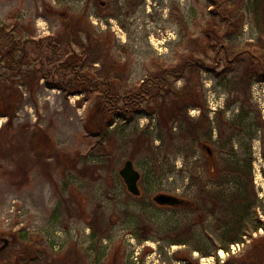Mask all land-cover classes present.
I'll return each instance as SVG.
<instances>
[{
    "label": "rangeland",
    "instance_id": "obj_1",
    "mask_svg": "<svg viewBox=\"0 0 264 264\" xmlns=\"http://www.w3.org/2000/svg\"><path fill=\"white\" fill-rule=\"evenodd\" d=\"M230 1L243 28L226 44L240 46L258 29L249 0ZM209 2L0 0V25L30 40L24 70L34 71L28 84L0 62V234L14 242L12 258L25 251L28 261L35 257L27 264H227L256 245L264 251V81L234 83L230 93L232 82L223 84L216 74L222 66L187 69L171 80L189 116L204 117L213 128L204 138L210 155L197 144L189 153L173 151L168 141L162 146L161 136L179 133L175 100L144 104L130 123L108 118L98 112L100 92L72 82L75 73L63 66L74 61L83 75L110 79L123 94L188 59L211 61L209 46L223 32L214 26ZM74 52L78 58L69 59ZM234 67L229 79L245 71ZM237 95L252 117L240 120L241 102L228 107ZM128 158L142 173L139 198L118 172ZM228 167H235L233 175ZM199 180L207 195L224 193L228 205L218 197L219 207L201 217L154 203L159 193L198 202ZM235 197L253 202L252 216L243 240L223 247L220 220L231 215ZM21 233L32 240L22 241Z\"/></svg>",
    "mask_w": 264,
    "mask_h": 264
},
{
    "label": "trees",
    "instance_id": "obj_2",
    "mask_svg": "<svg viewBox=\"0 0 264 264\" xmlns=\"http://www.w3.org/2000/svg\"><path fill=\"white\" fill-rule=\"evenodd\" d=\"M230 4V0H210L209 2L210 7H212L210 15L215 21L214 26L218 27V29L223 32L219 37L217 36L218 43L216 42L209 46L208 52L212 55L211 61L203 57L188 59L178 68L168 67L161 70L157 75H148L143 79L136 90H130L120 94L112 80L101 78L95 81L83 75L74 64V61L68 60L63 66L72 69L75 73V78L72 82L77 85L83 84L87 89L98 90L100 92L97 104L98 112L108 118H116L125 123H130L136 119L144 104L158 100L160 97H163L165 101H168V99L175 100L172 121L173 123L177 122L179 133L175 134V132H170L166 140L164 135L161 136L162 146L168 141L169 145L171 144L173 148L176 149H173V151L181 150L189 153V150L192 149L195 144L201 146L206 143L204 140L207 137L211 138L213 128L209 125V121L206 120V118L199 117L195 119L189 116L188 107L176 101L175 96L177 94L174 93L171 80L185 77L187 69H204L209 72H216V68L222 66L221 71L216 72V74L221 77L223 84L226 83L227 85V82H232L228 85L230 86V93H232V86H234V83H236V86L245 85L246 80L248 81L249 78L250 83L254 79L264 81V0H249L252 22L258 29V35L255 39L246 41L240 46L234 43L226 44L227 41H231L234 36L239 34L243 28V19L241 15L233 11L231 12L229 9ZM29 41V39L19 38L14 28H10L7 25H0V62L3 67H6V71L11 70L15 73L21 72L24 82L28 84L34 79L31 73H34V71L29 72L24 70V67L27 66L30 61V59H28L29 55L26 47ZM49 46L53 48L54 51H57V45H52L50 43ZM78 56L79 54L74 52L69 59H76ZM236 65L245 68V71L243 75L240 76L239 73H237L232 76V79H229V74L237 71L236 67L233 68V66ZM1 75H4V72L1 73ZM69 88L73 87L69 86ZM241 98L240 95L233 96L232 99L229 98L228 107L232 106L235 102H241L240 120H246L249 115L251 116L252 110L246 109L244 106L245 100ZM247 124L248 126L251 124L256 126L257 131L260 130L258 124H253L250 121ZM230 137H232V133ZM190 154L193 155L194 152L191 151ZM232 169L234 170L235 167ZM232 169L228 167L229 174L231 173L233 175ZM199 181L198 184L202 185L201 189H204L206 183H203L204 181L201 182V180ZM218 197L221 199L224 198V200L222 199L220 201L228 205V200H226L224 193L221 194V192H217L214 194L210 192L201 200V202H203L202 209L206 211L205 215L213 213L216 205L219 207L217 204ZM235 200L236 202L232 204L231 215L220 220L221 224L219 229L222 233V240L224 241L223 247H228L232 243L243 240L246 230L245 222L252 216L250 210L254 204L250 199L235 197ZM262 223L263 222L258 221L255 224V229H258ZM93 228L94 234L99 235L95 225ZM20 238L22 241L26 242L32 240V237L25 233H21ZM262 248L261 245H256V247L251 249L244 257L238 258L237 260L231 258L227 261V264H264V251ZM27 254L30 255V253ZM34 259L35 257H30L31 262ZM80 260V258L76 259V261ZM74 264H79V262Z\"/></svg>",
    "mask_w": 264,
    "mask_h": 264
},
{
    "label": "flooded vegetation",
    "instance_id": "obj_3",
    "mask_svg": "<svg viewBox=\"0 0 264 264\" xmlns=\"http://www.w3.org/2000/svg\"><path fill=\"white\" fill-rule=\"evenodd\" d=\"M202 148L206 149L208 154L212 155L213 152H212L211 149L209 150V146L207 145V143L202 144ZM141 179H142V176H141ZM141 179H140V181H141ZM139 186H140V182H139ZM125 187H126V185H125ZM126 190H127V187H126ZM127 192L134 198H139L142 195V190H141V194L139 196L132 195L128 190H127ZM206 195H207V193H205L203 191V189H199V193L197 195L198 196L197 197L198 202L188 200L185 197H182V196L178 195V197L183 200L182 204L161 205V204H158L155 201H154V203L158 207H162V208H172V209L190 208L191 210L196 211L202 217V216H205L206 211L204 209H202L203 207H201V204H202L201 200H203V198L206 197ZM141 236L144 239L146 235L144 234V235H141ZM13 244H14V242L11 239L6 237L5 235L0 234V264H27V262L31 263V261H28L27 259H25L26 256L23 255V252L25 253V251H23L21 253L22 255H18V254L15 255V258H17L18 260L15 259V258H12V255H10L8 251L10 250L9 248L11 246H13Z\"/></svg>",
    "mask_w": 264,
    "mask_h": 264
},
{
    "label": "water",
    "instance_id": "obj_4",
    "mask_svg": "<svg viewBox=\"0 0 264 264\" xmlns=\"http://www.w3.org/2000/svg\"><path fill=\"white\" fill-rule=\"evenodd\" d=\"M210 150V147H209ZM119 175L123 179L127 190L134 196L141 194L139 182L142 176L140 170L135 166L133 159H126L123 166L119 169ZM153 200L161 205L182 204L183 200L176 195L168 193H159L153 197Z\"/></svg>",
    "mask_w": 264,
    "mask_h": 264
},
{
    "label": "built area",
    "instance_id": "obj_5",
    "mask_svg": "<svg viewBox=\"0 0 264 264\" xmlns=\"http://www.w3.org/2000/svg\"><path fill=\"white\" fill-rule=\"evenodd\" d=\"M227 253L229 254V251H227Z\"/></svg>",
    "mask_w": 264,
    "mask_h": 264
}]
</instances>
